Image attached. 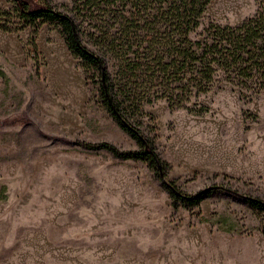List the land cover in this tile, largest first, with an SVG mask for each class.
<instances>
[{"label":"rangeland","instance_id":"1","mask_svg":"<svg viewBox=\"0 0 264 264\" xmlns=\"http://www.w3.org/2000/svg\"><path fill=\"white\" fill-rule=\"evenodd\" d=\"M51 2L72 14L71 0ZM260 8L210 0L200 29ZM0 11L17 22L10 1ZM241 94L218 84L200 98L201 115L164 100L143 106L140 128L165 180L188 194L222 184L264 199V92ZM0 120V264H264L263 215L240 196L217 189L176 208L146 161L80 144L139 148L55 24L0 29Z\"/></svg>","mask_w":264,"mask_h":264},{"label":"trees","instance_id":"2","mask_svg":"<svg viewBox=\"0 0 264 264\" xmlns=\"http://www.w3.org/2000/svg\"><path fill=\"white\" fill-rule=\"evenodd\" d=\"M8 1L17 22L0 11V29L55 24L71 54L86 72L95 74L106 110L139 148L120 150L107 141L81 142L82 146L146 161L176 208L196 206L219 189L240 196L264 218L262 198L222 184L188 194L175 181L165 180V163L155 151L154 137L140 128L143 106L158 100L171 109L201 115L208 107L200 98L220 83L238 86L249 96L264 92V8L235 25L209 21L200 29L210 0H71L72 14L51 0ZM21 116L17 124H24Z\"/></svg>","mask_w":264,"mask_h":264},{"label":"water","instance_id":"3","mask_svg":"<svg viewBox=\"0 0 264 264\" xmlns=\"http://www.w3.org/2000/svg\"><path fill=\"white\" fill-rule=\"evenodd\" d=\"M160 176H162V173H160ZM210 188H212V187L208 186V187L204 188L203 190H209Z\"/></svg>","mask_w":264,"mask_h":264},{"label":"bare ground","instance_id":"4","mask_svg":"<svg viewBox=\"0 0 264 264\" xmlns=\"http://www.w3.org/2000/svg\"><path fill=\"white\" fill-rule=\"evenodd\" d=\"M231 3V2H230ZM234 3V2H233Z\"/></svg>","mask_w":264,"mask_h":264}]
</instances>
